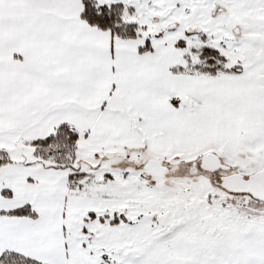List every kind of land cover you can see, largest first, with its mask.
Instances as JSON below:
<instances>
[{
  "label": "snow or ice",
  "instance_id": "obj_1",
  "mask_svg": "<svg viewBox=\"0 0 264 264\" xmlns=\"http://www.w3.org/2000/svg\"><path fill=\"white\" fill-rule=\"evenodd\" d=\"M0 264H264V0H0Z\"/></svg>",
  "mask_w": 264,
  "mask_h": 264
}]
</instances>
